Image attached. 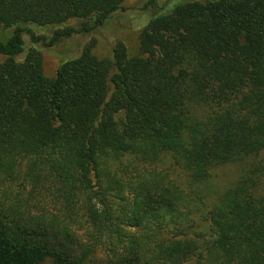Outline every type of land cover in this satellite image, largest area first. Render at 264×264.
Listing matches in <instances>:
<instances>
[{"label":"trees","instance_id":"16d2710c","mask_svg":"<svg viewBox=\"0 0 264 264\" xmlns=\"http://www.w3.org/2000/svg\"><path fill=\"white\" fill-rule=\"evenodd\" d=\"M123 2L0 0V264H264V0L180 2L136 56L90 43L53 78L16 61L23 35L51 49Z\"/></svg>","mask_w":264,"mask_h":264},{"label":"rangeland","instance_id":"374dc122","mask_svg":"<svg viewBox=\"0 0 264 264\" xmlns=\"http://www.w3.org/2000/svg\"><path fill=\"white\" fill-rule=\"evenodd\" d=\"M150 1L156 3L155 7L150 5ZM187 0H124L121 8L112 14L105 22L104 26L95 30L91 34L85 36H75L69 40H63L55 47L46 49L43 46L33 45L27 35H23L25 53L16 58L17 62L24 60L25 54L30 48L36 49L42 55V68L45 77L53 78L59 64L63 61L76 58L80 55L85 46L93 43L92 54L98 59H107L110 57L111 48L114 43H122L129 57H134L138 54V32L148 23L150 18L158 13L168 12L180 2ZM206 2L210 0H192ZM79 21L72 20L65 24V27H77ZM36 35L51 36V31L45 28L29 25ZM12 36V32L8 30H0V43H6ZM1 61V59H0ZM124 163L129 161L123 160ZM257 162L264 166V151L256 158ZM239 168L236 165L222 166L212 172L211 187L223 190L226 186L232 183L238 176ZM171 179L178 180L175 173L167 172ZM209 187V188H211ZM212 189V188H211ZM16 190V188H13ZM208 192L205 191V194ZM186 193L189 191L186 190ZM191 196V194H190ZM206 203L210 200L204 199ZM197 220L196 214L193 215ZM78 234L83 236L84 230L79 229ZM106 249L102 247L97 253L98 258H103ZM44 264H52L46 261Z\"/></svg>","mask_w":264,"mask_h":264}]
</instances>
